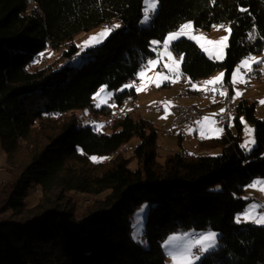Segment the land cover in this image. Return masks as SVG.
I'll use <instances>...</instances> for the list:
<instances>
[{
	"label": "trees",
	"instance_id": "trees-1",
	"mask_svg": "<svg viewBox=\"0 0 264 264\" xmlns=\"http://www.w3.org/2000/svg\"><path fill=\"white\" fill-rule=\"evenodd\" d=\"M143 14V0H0V147L11 172L0 190V264H167L162 243L170 234L208 230L219 234L218 247L197 264H264V226L235 222L248 203L244 186L264 179L257 102L239 101L231 124L218 138L199 140L194 154L161 155L155 126L140 116L124 115L102 131L81 125L75 114L111 113V106L93 103L102 86L116 106L134 100V88L118 90L155 57L152 41L185 22L203 31L231 28L221 62L185 38L172 49L184 58L185 83L223 71L229 97L236 66L264 54V0H159L150 23L140 26ZM114 21L119 27L73 66L75 37ZM47 50L59 52L63 64L31 69ZM249 76L264 79L256 69ZM64 115L54 133L33 139L37 124ZM241 118L255 128L249 154L241 147ZM132 138L137 169L124 156L90 166L93 157L109 158ZM22 146L27 159L18 165ZM35 189L47 198L30 207ZM68 194L104 197L78 214L72 198L61 204ZM143 203L146 245L131 236L130 216ZM95 212L91 225L81 222Z\"/></svg>",
	"mask_w": 264,
	"mask_h": 264
},
{
	"label": "rangeland",
	"instance_id": "rangeland-1",
	"mask_svg": "<svg viewBox=\"0 0 264 264\" xmlns=\"http://www.w3.org/2000/svg\"><path fill=\"white\" fill-rule=\"evenodd\" d=\"M143 6H144V14H145V0H143ZM144 14L139 21L140 26L148 25L152 19V16H151V18L148 20L147 23H141V20L144 18ZM185 23H187V22H185ZM185 23H183V24H185ZM113 25H120V23L118 21H114L110 26L109 25H100V26H97V27L90 29L89 31L82 32V33L78 34L74 39V42H75L76 47H77V53L74 56V58H72V65L74 66L77 63H80L82 61V54L84 52H86L87 50H91V49H94L96 47H99L105 41V39L103 40L102 43H99L97 46L88 47L83 51L81 50V47H79L80 45H82L90 37L100 33L103 29L110 28ZM197 31L199 34L205 36L208 40H211V41L219 40L221 37L228 34L223 30V28H221L220 30H215L214 28H212L210 31H203V30H197ZM167 35H166V37H167ZM181 38H185V37H181ZM185 39H187V38H185ZM187 40H189V39H187ZM155 41H157V40H155ZM189 41H192V40H189ZM158 42H160V41H158ZM162 42L163 41H161L160 43H162ZM192 42H194V41H192ZM228 42H229V40H228ZM228 42H227V44H228ZM151 48H152V46H151ZM209 50L210 51L213 50L211 46L209 47ZM203 53L209 58L208 53H205L204 51H203ZM225 55H226V49L224 50L223 59L222 60H215V61H218V62L223 61L225 59ZM172 56L175 57L176 59H179V56H177L173 51H172ZM252 56L255 57L257 60H264V54L252 55ZM154 59H156V55L154 58H151L150 60H154ZM37 61H38V63L36 65H33L31 67V69H34L36 67H45L47 65H50L53 68H59L64 62V60L61 59V57H60V53L55 51V50L45 51L41 55V57L38 58ZM161 61L163 63L166 62L163 58L161 59ZM181 65H182V63H180V65H179L180 72H181ZM158 66H160V65L159 64L155 65L153 68L149 69L146 73V76L144 78V85H150V86H147L146 90H142L140 92H137L136 88H134L136 91V94H137L136 98L134 100L128 99V101H125L122 106H116L114 103L115 106L114 107L111 106L112 110H111V113L109 115H107V116H92L88 111H76L75 114L77 115V118H78L79 122L81 123V125H83V126L103 125L104 127L99 129V130L107 131L113 121H115L118 118L123 117L124 115L128 114L132 117L140 116V117L150 121L155 126V128L157 130V144L160 148L161 155H165L169 152H178V151H182L183 154H187L184 151H188L189 154H193V152L195 153L198 141L202 140V138L200 136V131L199 130L195 131L196 129L185 126L182 128V133L180 136L178 135V132L167 134L166 131L168 130L174 115L170 110H167V112L165 111L163 113H158L154 108L155 104L157 102H160V103L167 105L169 107L194 106V107H196V108H198L204 112V114H205L204 117H209L211 120H214L215 116L223 115L226 107L224 104L220 105L219 103H217L216 98L204 96V93H206V92H204L202 90H197L200 92L198 95H193V96L188 95V96H183V97L178 96V93L180 91L184 90V87L181 88V86H183L182 76L175 83L170 82L169 80H165L163 83H161L160 87H156L155 82H153V81L156 78V73H158L160 71V69H158ZM237 66H236V68H237ZM251 68H252V71L256 69L259 72H261L262 75H264V64L253 63L251 65ZM164 72L167 73L168 69L164 68ZM221 73H223V71H215L214 73H212L207 78L202 79L201 81L193 82V84L198 85V83H201L202 84L201 86H203L204 81L211 80V79L219 76ZM249 74H247L243 77V79L247 81L246 83H237L235 85V87H233V84L231 82V87H232L233 93L231 96L229 95V97H227L228 99L225 100V103L229 102L233 106H236V104L241 100H246V101H249L251 103L257 102V105H256V110L258 112L257 117L260 119H264V104L261 103V101H264V79L258 80L257 78H255L253 76L250 77ZM223 79H224V75L222 78V83H223ZM231 81H232V79H231ZM133 82H135L138 87L144 86V85H141L139 80H136ZM165 84H167V85H165ZM211 87L212 86H208L209 89ZM125 89H131V88H125ZM236 91H240L242 93V95H240L238 98L233 100L232 97L235 96ZM229 98H231V102H230ZM109 101H108V104H102L101 107L110 105ZM213 101H215V102H213ZM93 103L96 106L97 101H95L93 99ZM101 107H97V108H101ZM222 109L224 110L223 112H221ZM64 118H66V115H64L62 117L61 116H52L49 119H46V120L42 121L41 123L37 124L35 126V130L32 134L33 139L43 140V139H41L42 135H49V134L54 133L55 130L57 129L60 121ZM201 120H199V121H201ZM105 121H109V122L111 121V124L109 126L108 125L105 126ZM244 122L250 128L255 129L252 124L246 122L245 120H244ZM215 126L222 128V129L224 127L218 123H216ZM195 127L198 128L200 126H198L196 123ZM204 127L207 128L209 126L204 125ZM244 127H245V125H244V123H242L241 145L244 144V142H245ZM189 130H191V132H189ZM218 137L213 136L211 138H218ZM180 141H181V143H180ZM136 144H137V139L132 138L124 147H122L118 151V153H116L114 155H110L109 158H102V159L97 158V160L99 162H93V159H91L92 163L90 164V166H93V165L98 164V163L106 165L111 161V159H114L117 156H124L126 159H130V164H129L130 169L135 170L139 167L137 161L135 159H132L133 148H134V146H136ZM253 147H255V144L252 146V149H253ZM251 151L245 150L246 154H249ZM26 153H27V151L22 146V148L19 152L18 158L16 160V163L18 165H23L26 162V159H27ZM210 154L214 155V154H217V152H213ZM10 177H11V172L8 169V164L6 162V156L0 147V190H2L5 187L6 182L9 181ZM254 180H257V179H254ZM251 183L252 182H250L249 184H247L243 188V190H244L243 198L248 201L246 208L250 204L264 205V193H261L260 191H257V190L250 188L249 185ZM103 197H104L103 195L96 197V196H87V195H80V194H68L65 197V199L62 201L61 204L65 203V200H67V198H69V199L72 198L75 201V203L77 204V207H76L77 213L82 214L87 207H91L92 205H94V203L98 199H101ZM46 198L47 197H42L41 192L38 189H35L32 193H30V195L27 198L28 206L33 207L39 203L41 204L44 200L46 201ZM47 201H49V202L53 201L52 196L48 197ZM143 205L148 206L147 203H143L142 205L138 206L135 209V211L132 213V215L130 216L131 228H132L131 229L132 239H133L135 221L138 219L136 214H137L138 210L141 208V206H143ZM148 208H149V206L147 207V212H148ZM258 211H259V208L257 209V212ZM243 212L244 211H242L239 214H242ZM239 214H237L236 217ZM258 214H264V212L263 213L258 212ZM146 217H147V214H146ZM145 221H146V219H144V223L142 226L143 227V236L141 238V241L133 239L135 242H138L142 245H146L145 239H144ZM241 223H243V222H241ZM254 225L264 226V225L255 224V223H254ZM188 233H189V231L170 234L163 241V243L165 241H167L170 236H173V235L186 236ZM192 238L193 237H191V236H187V239H192ZM184 242L185 241H177V242H175L174 247L169 248L167 250L165 248H163L165 254H166V251L179 250V246L181 244H183ZM217 247H218V240H217ZM166 263L172 264V261L167 254H166Z\"/></svg>",
	"mask_w": 264,
	"mask_h": 264
},
{
	"label": "snow or ice",
	"instance_id": "snow-or-ice-1",
	"mask_svg": "<svg viewBox=\"0 0 264 264\" xmlns=\"http://www.w3.org/2000/svg\"><path fill=\"white\" fill-rule=\"evenodd\" d=\"M159 6V0H145V14L144 18L141 20V23H147L148 20L155 14ZM241 11H245L241 9ZM119 25H113L110 28L103 29L100 33L90 37L87 41H85L81 47V50H85L88 47H95L99 43H102L104 39L107 38L108 35L111 34L112 31H115ZM215 30H223L228 33L227 35L221 37L219 40L211 41L208 40L205 36L198 33V31L194 28V25L191 22H187L183 25H180L179 28L167 35V37L163 40L162 43L153 40L152 41V48L151 50L156 52V59L149 60L147 64L142 65L141 69L138 71L137 80L140 81L141 85H144V78L146 73L149 69L153 68L155 65L161 63V59L163 58L166 62L163 63L160 71L156 73V78L153 82H155L156 87H160L161 83L165 80H169L170 82H177L182 73L179 70L180 63L183 62V57H179L176 59L172 56V49L174 46V42L179 40L181 37H185L189 40L194 41L205 53H208L209 58L213 60H222L224 57V50L227 48L228 40L231 35V28L221 26H213ZM212 47V51L209 50V47ZM159 49V50H158ZM253 63L257 64H264V60H257L255 57L249 55L248 57L244 58L241 63L237 66L232 74V84L233 87L237 83H246L247 81L243 79V77L249 74L252 71L251 65ZM164 68L168 69V72H164ZM243 70V71H242ZM223 73L219 76L207 80L203 82V86H198L196 84H192V88L194 90H202L207 92L209 90L215 92L216 86L219 84L221 95H226L227 90L223 89ZM191 83V81H188ZM150 85H144L143 87H138L135 82L131 84H127L122 86L118 91H123L125 88H136L137 92L142 90H146V87ZM208 86H212L211 89ZM242 93L240 91H236L233 100L238 98ZM113 93L108 90L107 86H102L96 94H94L93 99L97 101L96 107H101L102 104H108V101L112 98ZM215 102V101H213ZM264 104V101H261ZM114 107L115 105H108ZM165 111L167 112V107H165ZM224 110L222 109L221 112ZM214 115V114H213ZM214 120H211L209 117L202 118L201 121L197 122L198 127L197 130L200 131V136L202 139L209 138L216 136L218 137L223 133V129L216 127ZM241 123H244V131H245V142L241 145V147L245 148L246 151H251L252 146L255 144V129L250 128L241 118ZM204 125H208L209 127L205 128ZM97 130L103 128V125H94ZM191 132V130H189ZM93 162H99L97 158L93 157ZM250 188L260 191L264 193V179H257L252 181L249 185ZM147 205L141 206V208L137 212L138 219L135 221L134 225V233L133 239L141 241L143 236V223L144 219H146L147 214ZM264 208V205H257V204H250L247 208H245L242 214H239L235 218L236 223H256L264 225V214H258L257 209ZM187 236L193 237L192 239H187ZM218 233L214 231L208 230L206 232L200 233H188L186 236H170L167 241L162 244V247L166 250L169 248L174 247L175 242L177 241H185L183 244L179 246V250L174 251H166V254L172 261V264H197V261H200L201 258L204 256L205 253H209L216 249L217 247V240H218Z\"/></svg>",
	"mask_w": 264,
	"mask_h": 264
},
{
	"label": "built area",
	"instance_id": "built-area-1",
	"mask_svg": "<svg viewBox=\"0 0 264 264\" xmlns=\"http://www.w3.org/2000/svg\"><path fill=\"white\" fill-rule=\"evenodd\" d=\"M223 26H225V25H223ZM192 84H193V82H192ZM198 86H201V85H198ZM217 89H218V85L216 86V91H217ZM216 91L213 92V91L209 90L206 93H216ZM165 107H167V110H170L172 113H179V120L172 121L170 123V126L167 130V133H169V134H171L177 130L182 129L185 126L194 128L196 126V123L200 120L197 118H193V111L198 110V109H195L194 107H192V108H184L182 106L169 107V106L164 105L160 102H157L154 106L155 110H159L161 113L165 112ZM225 107H226L225 116H222L221 119H214L218 124H220L222 126H224L227 122L232 121L231 111L233 108H235V106H233L232 104H226V103H225ZM258 212L263 213L264 208H259Z\"/></svg>",
	"mask_w": 264,
	"mask_h": 264
},
{
	"label": "bare ground",
	"instance_id": "bare-ground-1",
	"mask_svg": "<svg viewBox=\"0 0 264 264\" xmlns=\"http://www.w3.org/2000/svg\"><path fill=\"white\" fill-rule=\"evenodd\" d=\"M226 27V26H225ZM198 85H202L201 83H198ZM191 86H192V82L191 83H189L188 81L185 83V87H184V90H182V91H180L179 93H178V96H188L189 95V90H190V88H191ZM223 89H226L227 90V86L226 85H224L223 84ZM222 89L220 88V85H218V89H217V91H216V93H204V96H206V97H212V96H214L215 94H219L220 93V91H221ZM227 93V92H226ZM126 101H128V100H126ZM109 103H110V105H112V104H114V101H113V99H111L110 101H109ZM226 104H230L229 102H226ZM182 107H184V108H192V107H194V106H182ZM195 109H198V108H196V107H194ZM158 113H161L159 110H156ZM234 111H235V108H233L232 109V111H231V119H232V116H233V113H234ZM173 115H174V117H173V119H172V121H177V120H179V113H173ZM205 116V114H204V112L203 111H201L200 109H198V110H194L193 111V118H197V119H202L203 117ZM222 116H225V111H224V114L223 115H218V116H215L214 117V119H221L222 118ZM171 121V122H172ZM111 124V121L109 122V121H105V126H109ZM166 133H167V131H166ZM167 134H169V133H167Z\"/></svg>",
	"mask_w": 264,
	"mask_h": 264
},
{
	"label": "crops",
	"instance_id": "crops-1",
	"mask_svg": "<svg viewBox=\"0 0 264 264\" xmlns=\"http://www.w3.org/2000/svg\"><path fill=\"white\" fill-rule=\"evenodd\" d=\"M159 50V49H158ZM155 54H156V52H154ZM180 57V56H179ZM160 66H158V69H161V67L163 66V62L161 61V63L159 64ZM182 82H183V86H181V88H183V87H185L184 85H185V82L183 81V78H182ZM132 82H129L128 84H131ZM165 85H167V84H165ZM200 92L199 91H197V90H194L192 87L190 88V90H189V95H191V96H193V95H198ZM233 93V92H232ZM227 94V93H226ZM232 95V94H231ZM230 95V96H231ZM212 97H214V98H216L217 99V103H219L220 105H225V100L226 99H228L227 97H226V95H221L220 93L219 94H215L214 96H212ZM211 97V98H212ZM229 100H230V102H231V98H229ZM170 113V112H169ZM258 113V112H257ZM229 125L231 124V122H229L228 123ZM194 129H196L195 131H197V127H194ZM175 132H178V135L180 136L181 135V133H182V129H180V130H177V131H175ZM174 133V132H173ZM183 138V137H182ZM209 138H211V137H209ZM204 139H207V138H204ZM181 140V139H180ZM180 143H181V141H180ZM184 152H186V153H188L189 154V152L188 151H184ZM193 154H194V152H193ZM243 193H244V190H243ZM244 223V222H243ZM244 224H251V225H254V223H251V222H249V223H244ZM256 224V223H255ZM193 232H195V231H189V233H193ZM196 233H198V232H196Z\"/></svg>",
	"mask_w": 264,
	"mask_h": 264
},
{
	"label": "water",
	"instance_id": "water-1",
	"mask_svg": "<svg viewBox=\"0 0 264 264\" xmlns=\"http://www.w3.org/2000/svg\"><path fill=\"white\" fill-rule=\"evenodd\" d=\"M100 215V212H95V213H92L86 217H84L81 222L85 225H91L93 223V221L96 219L97 216Z\"/></svg>",
	"mask_w": 264,
	"mask_h": 264
}]
</instances>
